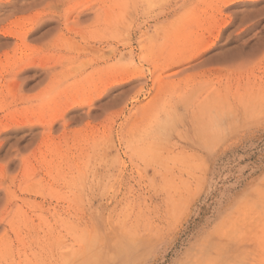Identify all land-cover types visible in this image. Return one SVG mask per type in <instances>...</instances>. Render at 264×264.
Returning a JSON list of instances; mask_svg holds the SVG:
<instances>
[{
    "label": "rangeland",
    "instance_id": "374dc122",
    "mask_svg": "<svg viewBox=\"0 0 264 264\" xmlns=\"http://www.w3.org/2000/svg\"><path fill=\"white\" fill-rule=\"evenodd\" d=\"M264 0H0V264H264Z\"/></svg>",
    "mask_w": 264,
    "mask_h": 264
},
{
    "label": "water",
    "instance_id": "95a60500",
    "mask_svg": "<svg viewBox=\"0 0 264 264\" xmlns=\"http://www.w3.org/2000/svg\"><path fill=\"white\" fill-rule=\"evenodd\" d=\"M254 8H257V9H261L264 11V1L260 2V3H257V4H254L253 6ZM264 22V21H263Z\"/></svg>",
    "mask_w": 264,
    "mask_h": 264
}]
</instances>
